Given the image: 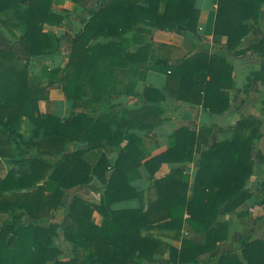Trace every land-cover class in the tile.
I'll return each instance as SVG.
<instances>
[{"label": "trees", "instance_id": "trees-1", "mask_svg": "<svg viewBox=\"0 0 264 264\" xmlns=\"http://www.w3.org/2000/svg\"><path fill=\"white\" fill-rule=\"evenodd\" d=\"M72 1L81 12L86 11L87 0ZM196 2L101 0L89 10L67 62L50 71V85H64L73 107L71 116L61 119L40 111L39 102L48 99V91L31 82L28 70L32 61H47L62 53L63 41L48 28L66 25L65 16L53 11L52 0H28L27 10L21 8L20 0H0V38L2 27L10 32L23 28L19 43L29 54L23 61L12 49L0 48V160L12 165L0 177V264H70L53 245L59 231L68 242L85 248L87 256L81 264H142L167 252L175 264H197L201 255L214 252L227 239V224L218 222L219 216L249 201L252 193L246 185L256 166L264 162L259 149L261 120L242 117L231 140L210 148L212 130L183 127L170 135L168 150L149 156L143 136L163 121L161 107L113 108L99 121L90 118L97 105L121 94L159 103L165 101L167 92L211 114L230 110L222 91L235 87L234 70L218 54L198 53L178 66L165 64L164 91L147 88L140 94L133 87L119 88L127 76L124 68H140L149 61L148 37L153 31L179 32V26L197 31L200 11ZM217 4L214 35L226 38L225 50L236 56L253 51L264 58V40L248 50L240 49L261 17L264 0H218ZM131 45L137 46L135 52L129 49ZM22 118L34 125L28 142L17 130ZM108 148L119 149L113 161ZM95 150L102 152L93 161L86 155ZM197 154L201 158L193 183L183 166L156 178L163 164L191 162ZM143 166L154 180L148 207L145 190L133 185ZM95 180L102 186L99 205L74 197L62 223L40 225L66 206L72 189ZM132 199H138L140 206L114 207ZM95 213L102 216L100 224L94 221ZM3 214L12 218L4 220ZM185 223L196 233H205V243L183 237L179 250L156 236L165 230L182 237ZM240 243L243 260L224 253L218 264H264V240L243 238Z\"/></svg>", "mask_w": 264, "mask_h": 264}, {"label": "crops", "instance_id": "crops-1", "mask_svg": "<svg viewBox=\"0 0 264 264\" xmlns=\"http://www.w3.org/2000/svg\"><path fill=\"white\" fill-rule=\"evenodd\" d=\"M101 0H87L84 9L81 12L80 6L73 3L72 0H52V9L59 14L71 13L75 17L76 25L80 26L83 19L88 17V11L95 8ZM21 8L27 10L29 4L20 0ZM218 0H197L196 7L200 11L198 29L191 32L182 26L178 27V31L172 30H155L152 36H149L148 41L151 43V49L148 53L149 61L140 68L131 69L124 68L126 77L122 79L119 88L133 87L134 91L142 94L147 88H155L164 91L167 84V74L163 72L165 64L180 65L182 62L198 53L218 54L226 57L232 64L234 70L235 87L222 91V98L230 104V110L224 115L211 114L203 109L200 105H192L177 99L175 94L165 93L166 99L163 102H148L143 97L131 95H114L109 102H103L96 106L95 111L90 112V118L101 120L103 115L110 113L111 109H151L161 107L163 109V121L155 124L154 130L144 138V149L149 156L159 155L170 147V135L174 130L188 127L193 130L201 131V129L212 130L209 136L208 147H213L215 144L231 140L234 136L233 129L242 117L254 116L262 121L263 137L259 142V149L264 157V86L261 83L260 71L263 69L264 58L253 51L247 55L236 56L229 54L226 48V38L223 36H215L214 28L216 22ZM66 14V15H67ZM74 21V22H75ZM250 24L254 25L253 22ZM55 30V28H48ZM62 39L65 40V50L62 53L46 62H56L59 58L67 61V56L70 52L69 45L74 39V35L63 28ZM24 33L23 28H18L14 32H10L7 28L2 27L3 38H0L1 49H12L20 58H27L28 53L19 43V39ZM59 34V33H58ZM132 37V35H129ZM264 40V7L261 17L257 24L254 25L251 33L243 40L240 49L248 50L253 45H257ZM131 52H135L137 46L129 47ZM57 85L50 87L49 101L40 102V108L44 112L48 106L51 110H46L45 113L53 114L60 118L69 117L73 112L71 102L62 95L59 100H55L53 90H56ZM248 86V93L246 87ZM59 87V86H57ZM60 91L58 88L57 91ZM53 100V101H52ZM52 101V102H51ZM57 102V103H55ZM125 145V144H124ZM119 149L108 148L106 153L111 161L115 159ZM101 150H95L89 154H101ZM97 155L95 159L98 158ZM91 156V155H90ZM200 154L196 155L194 161L185 162L182 164H163L161 169L156 174V178H164L171 169L177 166H183L186 173L190 176L191 183L199 168ZM94 161V158H93ZM154 180H151V175L143 166L141 168V176L133 182V185L139 189L145 190L146 200L150 197L149 188L153 186ZM99 186V187H98ZM86 188V194L91 191L102 192L101 184L98 180ZM96 188V189H95ZM246 188L252 193V197L243 206L235 212L223 214L219 216L218 222L227 224V239L219 242L214 252L203 254L198 258L197 264H218L220 256L224 253H234L241 260L242 255L241 239L251 238V240H264V162L258 164L251 179L248 181ZM86 196L87 202L91 201L92 197ZM96 192H92L93 196ZM95 198V197H94ZM101 203V201H99ZM99 203V204H100ZM97 204V205H99ZM140 206L138 199H132L117 203L114 205L117 209L137 208ZM148 207V203L146 205ZM98 216V217H97ZM102 216L95 213L94 221L101 223ZM101 220V221H100ZM218 222L215 226H218ZM183 236L178 237L175 234L160 230L156 232V236L162 241L169 244L170 247L178 248L182 246V238L192 240L197 244H203L206 241V234H198L188 223H185ZM142 264H175L169 252L164 255H156L154 261H144ZM180 264V263H178Z\"/></svg>", "mask_w": 264, "mask_h": 264}, {"label": "rangeland", "instance_id": "rangeland-1", "mask_svg": "<svg viewBox=\"0 0 264 264\" xmlns=\"http://www.w3.org/2000/svg\"><path fill=\"white\" fill-rule=\"evenodd\" d=\"M23 2H26L28 4V0H23ZM66 14H60V15L65 16L66 25H63V27L55 28V29H57V32L59 33V34L58 33L57 34L60 36V39L63 41L61 43V44H63V50H65V40L62 39V35L64 34V31H61V28L72 33L75 37V35L80 31V29L82 27V23L80 24V26L76 25V21L74 20L75 17L72 16L71 13H68L67 15ZM71 44L68 47L69 50L71 48ZM68 56H69V54H68ZM68 56H67V60H68ZM28 58H29V54H28L27 58H25V59L22 58V59H23V61H26ZM65 59L66 58L64 55L63 58H59L56 62L50 63V62H46V61H32V63L30 64L28 71H29V76H30L31 82L34 85H40V86L45 87L48 91V96H49L48 99L47 100H41L40 102L49 101L51 99L50 87H53L55 85H50V80H51L50 71H52L53 69H56V68L63 67L65 65V63L67 62ZM57 86H59V87H57ZM57 86L55 87L56 90H53V96L52 97L54 98V101L56 99L59 100V98L62 95H64L66 98L65 86L62 84L61 85L57 84ZM58 88L60 89V91L59 90L57 91ZM40 102H39V108H40ZM55 103H57V102H55ZM51 109H52V107L48 106V108H45L43 113H45L46 110H51ZM40 111L42 112L41 108H40ZM66 118H68V117H66ZM66 118H61V119H66ZM17 130H18V132H20V134H23V136L27 142L33 138L34 125L27 118L21 119V121L19 122ZM71 148H72V146L69 147V150ZM29 153H35V151L30 150ZM94 155H95L94 153L93 154L88 153L86 156L89 157L91 160H93V158H94V161H95V160L99 159L101 154L100 155L96 154V156L99 155L97 159H95L96 156H94ZM11 168H12L11 164H9L8 162H6L4 160H0V177H4L7 174L8 170ZM101 188H102V186H101ZM92 192H96V194H95L96 196H93ZM87 194H88V192H87ZM87 194H86V188L78 187V188L72 189L70 191V193H68V195L70 197L67 196L68 200H67L66 206L58 209V211L55 212L54 217H52L46 221L41 222L40 225L48 227L49 225H52V224L54 225V224L62 223L63 220L65 219L68 211H69V208L72 204L74 197H81L83 199H86ZM101 194H102V192L99 193V192H97V189H96L95 191L89 192L88 197L90 196L93 198V199H91V201L95 202L94 204H99L100 203L99 201H101V198H102ZM2 218L4 220H10L12 218V216L3 214ZM99 219L102 220L101 217ZM59 233H60L59 237L54 238L53 245L55 247L59 248L63 252L62 258L69 260L70 264H81L87 256V251L85 250V248L81 245H75L73 243L68 242L64 238L63 232L59 231Z\"/></svg>", "mask_w": 264, "mask_h": 264}]
</instances>
